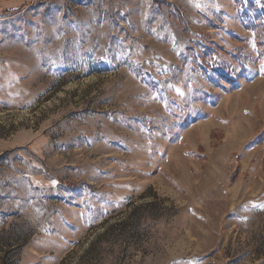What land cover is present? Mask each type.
Masks as SVG:
<instances>
[{
  "label": "rangeland",
  "instance_id": "rangeland-1",
  "mask_svg": "<svg viewBox=\"0 0 264 264\" xmlns=\"http://www.w3.org/2000/svg\"><path fill=\"white\" fill-rule=\"evenodd\" d=\"M0 264H264V0H0Z\"/></svg>",
  "mask_w": 264,
  "mask_h": 264
},
{
  "label": "trees",
  "instance_id": "trees-1",
  "mask_svg": "<svg viewBox=\"0 0 264 264\" xmlns=\"http://www.w3.org/2000/svg\"><path fill=\"white\" fill-rule=\"evenodd\" d=\"M237 89V83H233L232 89L230 91Z\"/></svg>",
  "mask_w": 264,
  "mask_h": 264
}]
</instances>
